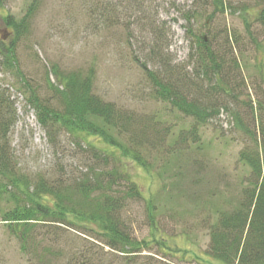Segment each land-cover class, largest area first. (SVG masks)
Wrapping results in <instances>:
<instances>
[{"label":"trees","instance_id":"16d2710c","mask_svg":"<svg viewBox=\"0 0 264 264\" xmlns=\"http://www.w3.org/2000/svg\"><path fill=\"white\" fill-rule=\"evenodd\" d=\"M129 1L135 6L142 4V0ZM237 3L206 0L202 4L211 7L209 13L198 9L183 11L184 31L193 39L189 56L194 67L190 77L170 65H162L161 75L143 68L154 98L192 120L189 128L178 131L173 147L196 142L200 127L215 119L220 111L231 115L232 126L241 138L237 162L248 173L239 182L236 196L227 197L225 192L216 196L212 192L206 214L200 220L208 234L203 253L213 260H204L205 264H264V90L255 93V97L246 91L242 67L238 55H234V45H244L242 33L225 27L220 40L214 35L193 33V22L204 14L212 22L227 11L232 15L237 13L247 43L262 49L264 0ZM202 4H198L199 9ZM101 5L102 14L109 15L110 4L100 1L98 10ZM34 6L33 2L19 19L8 14L2 17L12 39L5 45L0 37V68L14 73L19 81L17 87L26 92L27 105L34 110L48 143L55 147L60 133L67 134L77 150L82 151L86 167L83 171L75 167L73 174L58 169L51 179L39 176L30 182L19 171L7 140L14 109L13 102L0 88V223L7 237L17 244L27 264H103L105 247L112 255L106 264H149L141 262L143 257L138 256L156 247L163 255L179 253L163 237L158 240L152 234L137 239L123 216L128 200L141 199L142 195L123 167L121 157L151 170L154 164L151 148L164 145L169 128L153 117H141L102 100L93 91V67L86 72L65 71L52 64L45 70L52 102L41 98L35 85L21 72L16 56L17 44L28 33ZM146 27L154 42L150 54L158 58L160 46L165 43L160 28L153 22L146 23ZM260 34L262 40L258 41ZM49 75L55 84L50 82ZM87 136L98 137L112 150L91 144ZM154 208L147 205V220L152 230L158 231L152 214ZM60 225L93 241L87 246L71 248L62 240L57 227Z\"/></svg>","mask_w":264,"mask_h":264},{"label":"rangeland","instance_id":"374dc122","mask_svg":"<svg viewBox=\"0 0 264 264\" xmlns=\"http://www.w3.org/2000/svg\"><path fill=\"white\" fill-rule=\"evenodd\" d=\"M100 1L110 4L109 15L102 14V5L98 10ZM100 1L0 0V37L5 45L12 39L11 30L5 27L2 17L8 14L19 19L34 2L28 33L17 44L16 56L21 72L35 85L41 98L52 102L45 74L52 64L65 71L86 72L93 67V91L102 100L141 117H153L160 125L169 128L164 145L151 148L154 159L151 170L121 157L123 167L142 195L141 199L128 200L123 216L130 222L132 234L137 239L154 234L158 240L163 237L167 245L179 251L163 255L157 247L144 250L138 256L143 257L141 262H213L203 253L207 248L208 234L200 220L206 214L212 192L216 196L223 192L227 197L237 195L239 182L248 173L247 168L237 162V153L242 148L241 138L232 126L231 115L220 111L215 119L200 127L196 142L173 147L178 131L189 128L192 120L167 103L156 100L143 71L145 67L147 71L161 75L162 65H170L190 77L194 67L189 56L192 38L184 31L185 20L181 15L188 9L209 13L211 7L202 4L206 0H142L138 6L129 0ZM226 1L234 5L241 0ZM198 4L203 5L199 6L202 9ZM148 22L160 28L165 42L160 46L158 58L150 54L154 42L146 27ZM225 27L243 35L246 49L243 51L242 44L234 45V55H238L246 91L255 97V93L261 94L264 90V44L262 49H257L247 43L238 14L232 15L227 11L212 22L207 21L204 14L193 22V33L214 35L220 40ZM257 40H262V34ZM238 51L243 54L239 55ZM49 80L55 84L51 75ZM18 83L13 72L0 68V88L13 102L14 117L8 128L7 140L19 171L30 182H35L39 176L51 179L62 168L72 174L76 173L75 167L83 171L86 163L82 160V151L77 150L74 140L67 134L60 133L55 147L48 143L34 110L27 105V94L17 87ZM86 138L103 150H112L98 137ZM146 204L155 206L152 214L158 231L148 225ZM60 226L57 227L63 235L62 240L71 248L87 246L93 241L72 228ZM59 244L62 245V241ZM91 247L100 252L95 245ZM103 249L102 263L106 264L112 255L108 248ZM63 259L62 256V263ZM0 264H27L1 223Z\"/></svg>","mask_w":264,"mask_h":264}]
</instances>
